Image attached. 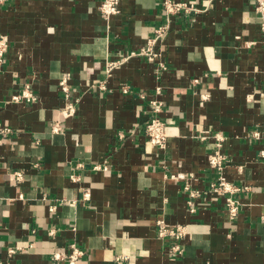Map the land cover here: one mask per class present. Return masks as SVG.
<instances>
[{"label": "crops", "instance_id": "obj_1", "mask_svg": "<svg viewBox=\"0 0 264 264\" xmlns=\"http://www.w3.org/2000/svg\"><path fill=\"white\" fill-rule=\"evenodd\" d=\"M163 1L120 0L109 21L102 0L0 2L9 41L0 127L10 129L0 135V263L67 264L52 254L77 243L78 264H264V34L254 0H180L202 12L173 17L157 61L130 57L166 23ZM64 75L81 96L70 118L61 115ZM25 84L38 101L13 102ZM153 101L167 125L164 150L145 134ZM205 130L226 137L225 177L251 188L235 219L223 196L205 193L216 177L213 139L196 137ZM175 173L201 193L193 213ZM159 219L187 227L182 255L159 239ZM16 246L23 250L7 259Z\"/></svg>", "mask_w": 264, "mask_h": 264}, {"label": "built area", "instance_id": "obj_2", "mask_svg": "<svg viewBox=\"0 0 264 264\" xmlns=\"http://www.w3.org/2000/svg\"><path fill=\"white\" fill-rule=\"evenodd\" d=\"M5 0H0L3 3ZM255 3V11L258 14L261 20V30L264 34V0H254ZM163 8L166 15V23L159 26L155 32L154 37L150 38L147 41L146 46L140 50L138 53L133 52L130 57L140 55L144 56L148 59L149 62H155L160 57L161 54L157 51L156 46L158 43L162 42L166 35L170 30V24L173 17L184 16L190 19H194L199 13L202 12L200 8L196 6L193 2H184L180 0H164ZM101 14L103 15L106 21L111 20V18L115 15H118L120 10V0H102L101 5L99 7ZM9 47V41L6 36H0V68L3 67L5 63V55L7 53ZM128 59V57L123 58L119 62L115 63H107L106 71L110 73L113 69L118 67L123 61ZM164 68V66L161 65ZM70 76L64 75L59 81V89L61 91L64 106L61 109V115L64 118H70L75 116L77 112V106L80 102L81 96L78 93H75L70 87ZM199 80H194V83H198ZM106 85L104 83H100L99 89L106 90ZM124 92H128V89H124ZM161 91L157 89V93L159 94ZM143 98V97H142ZM12 101L16 103L21 102H36L38 101V96L32 90L31 85L25 84L23 89L12 96ZM162 111V103L160 101L152 102V114L149 120L145 125V134L150 145L153 148L164 150L167 147L168 140V130L166 122L163 121L160 117ZM63 127L60 123H55L52 126V132L55 134L61 133ZM10 129L6 127H0V135H4L9 133ZM253 139L260 140L262 138V134L259 131H254ZM201 141H206L209 138L213 139L212 150L210 151L207 162L208 166L216 172V177L213 181L210 182L206 194L212 195H221L224 197V202L228 214L231 219H235L240 211L241 202L238 199V196L244 192H250L251 188L248 185H238L229 181L225 175L224 170L226 167V156L222 152L224 142L226 137L223 133L219 132H211L209 130L201 131L196 136ZM260 156L264 159V148L260 151ZM95 169L107 170L108 165H103L102 167L96 166ZM16 180L18 182H22L23 174L21 172L15 173ZM172 179L176 181H183L185 183L184 190L187 193V204L190 208V212H195V207L193 204V200L200 196V191L191 189L188 180L189 177L185 173H175L170 176ZM73 182H78L79 177L76 175L70 176ZM192 178V175H191ZM90 198V194L88 191L84 193V200H88ZM55 209L54 206H51V210ZM157 235L161 240L172 241V246L170 248V252L174 255H182L184 253L183 242L186 238L188 231L187 227L183 224H169L164 219H159L156 223ZM51 234H54V231H50ZM23 248L20 246L10 247L7 249V259L12 258L17 252L22 251ZM85 255V251L81 249L77 243H71L69 246L68 252H55L52 254V258L54 260H62L67 264H78L80 259ZM0 264H3L2 262Z\"/></svg>", "mask_w": 264, "mask_h": 264}]
</instances>
